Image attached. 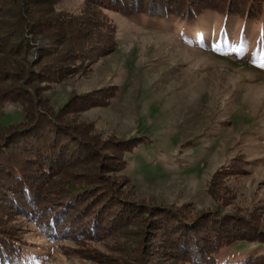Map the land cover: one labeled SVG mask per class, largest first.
Segmentation results:
<instances>
[{
  "label": "rangeland",
  "instance_id": "374dc122",
  "mask_svg": "<svg viewBox=\"0 0 264 264\" xmlns=\"http://www.w3.org/2000/svg\"><path fill=\"white\" fill-rule=\"evenodd\" d=\"M83 1L49 2L69 15L79 13ZM223 4L221 11L201 8L202 17L191 21L179 16L126 17L111 10L107 15L117 27L116 48L40 88L39 95L63 115L62 121L81 129L86 155H94L91 145L100 149L96 162L76 170L100 178V189H121L120 195L130 186L128 178L135 193L130 202L117 198L113 204L114 210L132 216L109 236H87L86 241L47 238L29 220L17 222L32 250V258L23 264H140L141 255L162 264L167 248L161 258L157 245L184 231L183 220L172 209L180 205L183 214L195 218L193 229L213 231L226 223L230 233L246 231L253 237L226 247L220 253L223 260L264 255V0ZM241 10L249 12V19L236 14ZM251 11L261 21L256 22ZM34 43L28 60L38 57L39 46L50 45L42 38ZM109 85H117L111 102ZM72 98H97L99 104L94 101L79 114L80 107L68 106L66 115L62 108ZM0 115L4 125L17 123L23 106L5 99ZM129 139H135V148L117 156L112 145L119 148ZM230 163L240 171L224 170L231 178L220 186L215 181L223 198L218 200L209 182ZM213 212L217 214L208 216ZM244 216L257 219L256 228L242 223Z\"/></svg>",
  "mask_w": 264,
  "mask_h": 264
},
{
  "label": "trees",
  "instance_id": "16d2710c",
  "mask_svg": "<svg viewBox=\"0 0 264 264\" xmlns=\"http://www.w3.org/2000/svg\"><path fill=\"white\" fill-rule=\"evenodd\" d=\"M49 1L0 0V53H5L0 56V103L9 98L23 106L19 122L4 125L0 121V264H23L32 258L24 228L16 225L22 220H29L47 238L67 236L86 241L87 236L94 239L106 233L111 235L132 216L112 207L117 198L130 202L135 188L129 179L126 181L130 186L120 195L121 189L114 190L110 185L111 189H100V178L87 177L76 170L85 162H96L95 155L100 149L91 145L88 148L94 150V155H86L81 129L62 121L63 115L53 111L47 99L39 95L40 88L54 85L72 75L79 65L85 68L97 55L116 48L117 27L107 15L111 10L126 17L179 16L191 21L202 17L203 7L221 11V5L227 0H216L218 6L210 4L213 0H84L80 12L69 15L57 11ZM236 14L249 19V12L243 14L241 10ZM252 16H257L256 22L261 21L258 15ZM39 38L47 39L50 45L39 46L38 57L28 60L26 55ZM109 89L107 100L111 102L117 85H109ZM71 100L62 108V113L68 106L80 107L79 114L83 107L94 105V101L99 104L97 98ZM133 140H125L119 148L112 145L117 156L133 150L136 146ZM92 142L98 144L95 140ZM234 166L230 163L214 174L209 182L214 198L223 199L217 194L215 181H219L218 186L223 181L226 183L231 178L230 171H240ZM181 206L172 209L183 220L179 229L184 231L172 235L170 242H160L156 248L161 258L167 248L168 256L164 257L167 261L162 264H264V255H250L240 262L223 260L220 253L226 247L253 237H248L246 231L230 233L226 223L213 231L193 229L195 218L183 214L179 210ZM119 215L123 217L118 221ZM202 216L203 213L199 218ZM242 221L254 228L259 223L248 217ZM140 260V264H158L147 262L142 255Z\"/></svg>",
  "mask_w": 264,
  "mask_h": 264
}]
</instances>
